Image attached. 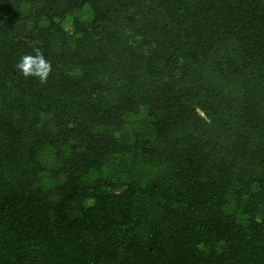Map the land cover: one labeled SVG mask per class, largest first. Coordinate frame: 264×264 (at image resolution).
Returning <instances> with one entry per match:
<instances>
[{
    "label": "trees",
    "instance_id": "1",
    "mask_svg": "<svg viewBox=\"0 0 264 264\" xmlns=\"http://www.w3.org/2000/svg\"><path fill=\"white\" fill-rule=\"evenodd\" d=\"M0 264H264V0H0Z\"/></svg>",
    "mask_w": 264,
    "mask_h": 264
},
{
    "label": "clouds",
    "instance_id": "2",
    "mask_svg": "<svg viewBox=\"0 0 264 264\" xmlns=\"http://www.w3.org/2000/svg\"><path fill=\"white\" fill-rule=\"evenodd\" d=\"M16 69L26 79L36 78L40 83H46L51 73V64L40 49L24 54L16 64Z\"/></svg>",
    "mask_w": 264,
    "mask_h": 264
},
{
    "label": "rangeland",
    "instance_id": "3",
    "mask_svg": "<svg viewBox=\"0 0 264 264\" xmlns=\"http://www.w3.org/2000/svg\"><path fill=\"white\" fill-rule=\"evenodd\" d=\"M74 17H77L80 21L82 22H90L91 19H92V12L88 9V8H84L79 14H77L76 16H71V17H67L65 20H63L61 23H62V26L63 28L65 29L66 33L69 35V36H73V33H74V27H73V18ZM40 25H45L46 22L45 21H41L39 23ZM64 71L68 74H71V75H76L79 73V70L78 68L76 67H66L64 69Z\"/></svg>",
    "mask_w": 264,
    "mask_h": 264
}]
</instances>
